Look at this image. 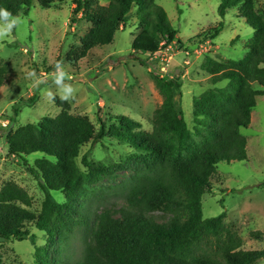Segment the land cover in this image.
Masks as SVG:
<instances>
[{"label": "trees", "instance_id": "16d2710c", "mask_svg": "<svg viewBox=\"0 0 264 264\" xmlns=\"http://www.w3.org/2000/svg\"><path fill=\"white\" fill-rule=\"evenodd\" d=\"M34 1L49 7L68 0H0V7L16 17L28 14ZM133 5L137 6L139 31L132 39V55L152 56L174 41L181 45L176 40L178 30L155 0H108L104 5L76 0L74 12H82L90 26L70 57L76 62L94 47L112 43L115 32L125 27ZM232 7H238L253 35L243 58H206L201 64L210 83L226 80V84L193 98V131L176 105L174 93L181 88V75L165 77L153 71L150 75L163 99L153 110L150 130L126 115H114L109 123L101 118L96 128L87 116L69 112L70 103L59 97L54 101L63 111L56 116H44L15 129L8 127V155L25 158L41 154L31 172L44 199L35 215L29 209L31 196L23 187L14 182L3 184L0 239H26V226L31 222L49 239L65 238L75 222L84 220L81 256L64 262L60 258L53 264H255L262 259L264 249H241V238L223 223L225 212L205 218L202 209V196L212 192L211 177L217 164L247 159V139L240 129L249 126L256 96L264 94L254 88L255 83L264 87V13L256 10L254 0H219V16L223 18ZM222 28L219 21L207 30L206 38H215ZM6 79L7 69L0 67V87ZM36 101L35 93L23 103L31 106ZM105 139L129 145L136 163L125 179L110 186L123 203L105 205L90 216L84 214L86 200L81 202L84 195L94 193L87 185L113 174L114 169L97 165L84 154L81 163L87 171H83L76 159L83 146ZM59 191L63 202L52 196ZM251 234L261 235L259 231ZM36 261L52 264L45 249L38 250Z\"/></svg>", "mask_w": 264, "mask_h": 264}, {"label": "rangeland", "instance_id": "374dc122", "mask_svg": "<svg viewBox=\"0 0 264 264\" xmlns=\"http://www.w3.org/2000/svg\"><path fill=\"white\" fill-rule=\"evenodd\" d=\"M94 1L103 5L108 2ZM155 1L178 30L176 40L181 41V45L177 41L169 45V56L163 60L160 54L167 46L158 55H132V39L139 31L136 5L126 15L125 27L115 32L112 43L94 47L76 62L70 52L80 44L90 26L82 12H74L76 0L49 7L34 1L28 14L16 16L20 23L0 40V67L7 69V79L0 87V188L6 182L23 187L31 196L29 209L35 215L41 211L44 193L31 167L41 154L25 158L8 155L5 135L8 127L15 129L36 123L44 116L54 117L63 111L54 101L55 97L61 98L52 80L57 61H62L69 77L66 82L74 88L72 98L67 100L69 112L87 116L96 128L101 118L109 123L114 115H126L140 121L143 129L150 130L153 110L163 99L151 71L165 77L181 75V88L174 93L176 105L193 131V98L202 96L209 88L226 84V80L216 85L210 83L201 64L206 58L228 61L247 54L245 45L253 30L238 14V7L228 9L222 18L217 11L219 0ZM254 7L264 13V0H254ZM219 21L223 22L220 33L215 38H206L207 30ZM29 69H35L43 80L38 87L34 88L31 78L26 76ZM254 88L264 91L257 83ZM35 93L37 101L31 106L25 105L23 102ZM255 100L249 126L240 129L247 139V159L220 161L211 177L212 192L202 196L203 217L225 212L223 223L241 238L243 250L264 249V94L257 95ZM84 154L89 161L114 169L113 174L87 185L86 189L94 193L82 197L81 202L86 200L84 214L93 216L105 205L122 204V197L112 194L110 186L133 170L136 163L133 149L106 139L92 146L87 144L76 159L78 167L87 171L81 163ZM52 196L57 202L65 199L60 191L52 192ZM78 221L81 222H75L65 238L54 239H49L33 222L28 223L26 239H0V264H38L39 249L47 251L52 264L60 258L62 262L78 259L83 251L86 228L84 220ZM254 231L261 235L253 236ZM209 244L202 242L205 247ZM255 264H264V257Z\"/></svg>", "mask_w": 264, "mask_h": 264}, {"label": "clouds", "instance_id": "9594fccd", "mask_svg": "<svg viewBox=\"0 0 264 264\" xmlns=\"http://www.w3.org/2000/svg\"><path fill=\"white\" fill-rule=\"evenodd\" d=\"M18 23H20L19 18L12 16L7 9L0 7V40L6 38ZM26 76L31 78L34 88L43 83V80L37 75L35 69H29ZM67 79L69 77L63 68L62 61H57L55 64V72L52 74V80L58 87L61 99L66 101L71 99L74 94V88L66 82ZM49 95L52 94L49 93Z\"/></svg>", "mask_w": 264, "mask_h": 264}, {"label": "built area", "instance_id": "2783aa9c", "mask_svg": "<svg viewBox=\"0 0 264 264\" xmlns=\"http://www.w3.org/2000/svg\"><path fill=\"white\" fill-rule=\"evenodd\" d=\"M170 47H171V46H169L168 48H166V49H165V52H162V51H161L160 56H161L162 60H163V58L165 59V58H167V57L169 56L170 49H171ZM156 54L158 55L159 52H157ZM162 56H163V57H162Z\"/></svg>", "mask_w": 264, "mask_h": 264}]
</instances>
